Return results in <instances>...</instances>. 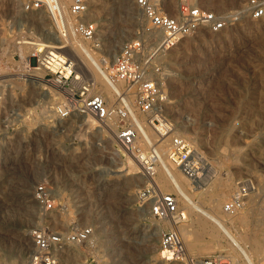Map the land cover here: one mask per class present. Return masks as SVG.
I'll list each match as a JSON object with an SVG mask.
<instances>
[{
	"label": "rangeland",
	"instance_id": "374dc122",
	"mask_svg": "<svg viewBox=\"0 0 264 264\" xmlns=\"http://www.w3.org/2000/svg\"><path fill=\"white\" fill-rule=\"evenodd\" d=\"M95 1L91 17L97 20L99 39L108 47L115 45L112 52L120 51L147 24L134 0L128 4ZM248 1L210 0V9L231 19L221 33L205 29L185 37L159 61L172 102L166 111L169 145L173 136L182 135L207 160L203 176L208 177V187L194 191L191 182V202L220 215L259 264L264 263V18L249 15ZM38 26L36 18L24 13L14 0H0V81L18 77L7 90L0 82V254L23 255L27 261L34 253L32 230L66 231L79 224L93 225L96 234L86 244L64 248L63 256L68 250L73 252L76 264H178L164 262L158 254L161 231L174 223L158 221L147 204L138 201L136 194L145 184L138 161L106 130L101 132L98 122L90 127L77 116L59 124L56 107L63 98L43 69H39L43 79L37 87L17 75L27 69L22 58L29 52L18 40L38 32ZM124 27L129 34H122ZM31 59L37 67L36 58ZM44 92L55 99L52 109ZM104 93L111 95L112 90ZM151 134L156 145L163 141ZM111 147L119 150V166L128 169L130 158L137 162L140 173L116 174L120 167L113 163ZM158 175L163 191H177L163 173ZM248 178L254 186L247 191L243 207L228 214L225 204ZM40 183H48L55 192L56 209L51 212L33 195ZM191 202L181 200L180 206H187L191 214L184 226L177 225L189 253L194 257L221 254L227 260L233 255L238 264H246L216 223L195 210ZM197 219L204 222V228ZM12 231L21 238H9ZM125 231L132 237L128 242L122 238ZM149 240H155L154 249L146 248ZM65 261L62 259L63 264H71Z\"/></svg>",
	"mask_w": 264,
	"mask_h": 264
},
{
	"label": "built area",
	"instance_id": "2783aa9c",
	"mask_svg": "<svg viewBox=\"0 0 264 264\" xmlns=\"http://www.w3.org/2000/svg\"><path fill=\"white\" fill-rule=\"evenodd\" d=\"M91 0H17L16 6L36 18L39 31L26 33L28 56L36 58L62 100L56 107L58 118L77 116L94 118L103 129L140 164L145 184L136 197L146 203L151 215L176 226L186 220L177 191H163L157 181L158 149L155 143L142 139L138 120L144 119L156 135H170L166 109L171 96L165 84V69L159 58L177 47L183 38L201 30L219 33L231 20L210 9V0H134L146 26L127 41L120 51L112 52L102 45L98 24L89 17ZM246 10L253 19L264 18V0H249ZM154 34L160 35L156 37ZM91 52L96 58L91 59ZM94 55V54H93ZM87 69H97L99 78ZM112 94H103V80ZM157 130V131H156ZM182 135L172 137L169 159L194 185H200L203 163L207 160ZM250 185H242L224 206L228 214L243 207ZM36 201L46 210L55 207V192L48 183L33 191ZM93 225L73 224L66 231L36 228L31 231L34 253L25 264H63L59 256L68 244L82 245L94 237ZM158 254L167 263L231 264L221 254L192 256L181 232L171 226L160 233ZM1 264V263H0ZM264 264V263H259Z\"/></svg>",
	"mask_w": 264,
	"mask_h": 264
},
{
	"label": "bare ground",
	"instance_id": "6f19581e",
	"mask_svg": "<svg viewBox=\"0 0 264 264\" xmlns=\"http://www.w3.org/2000/svg\"><path fill=\"white\" fill-rule=\"evenodd\" d=\"M15 1V3H17V0H14ZM95 1V0H94ZM94 1L93 0H91L90 1V11H89V17L90 18H92L91 16H93L92 15V13H94L95 12V10L93 9V8H91V7H93L92 6V4H95L94 3ZM98 0H96L95 2H97ZM117 1V0H116ZM122 1H124L125 2V4L127 3H132L131 2V0H122ZM121 1V2H122ZM214 1V0H213ZM120 2V1H119ZM211 4V3H210ZM212 5V4H211ZM213 5H214V3H213ZM98 8V7H97ZM215 8V7H214ZM92 9L94 10L93 12H92ZM216 11V10H215ZM217 12V11H216ZM97 14V13H96ZM94 17V16H93ZM234 18V17H233ZM242 18V17H241ZM92 20H94V22H97V20H95L94 18H92ZM100 23V22H99ZM104 23V22H103ZM102 24V23H101ZM233 25V24H232ZM34 26V25H33ZM121 31H123V35H127V34H129V28L128 27H124V30H123V28H121ZM99 32V31H98ZM97 32V33H98ZM221 33V32H220ZM219 34V33H218ZM156 37H159L160 35H158V34H154ZM193 36V35H192ZM20 43H22V44H25L26 46H28L26 43H24V41H21ZM105 43H106V41L104 42H102V45H105ZM23 48H24V46H23ZM110 50L112 51V50H115V45H110ZM25 54V53H24ZM94 54V55H93ZM93 54H92V52H91V59L93 60V59H95L96 58V53H94L93 52ZM32 57H29L28 55H26V56H24V59L22 58V60L25 62V64L24 65H26L27 67V69H25V71L23 70L22 72H20V73H17V75L18 76H24V77H26V80H28L29 81V83H30V85L32 86V87H37V86H39L40 85V83H42L41 81V79H43V77L41 76V74H39L40 73V71H39V67H33V65H32V59H31ZM261 65V64H260ZM262 66V65H261ZM263 67V66H262ZM259 68H261V67H259ZM95 74H96V76L98 75V78H99V71L97 70V69H91ZM174 73V72H173ZM170 75V74H169ZM7 77V76H6ZM18 77H10V78H5V79H3V80H1L0 82L2 83V86H7V88H6V90L8 89V87H9V85H12L13 83H14V80L15 79H17ZM102 80H103V82H102V84H103V94L107 97V96H110V95H108V94H106V93H104V92H110L111 90H112V88H111V86L105 81V79L104 78H101ZM47 87V86H46ZM51 87V86H50ZM47 89H48V87H47ZM53 89V88H52ZM9 91V90H8ZM8 91H7V94H8ZM39 91V90H38ZM0 93H2V92H0ZM6 94V93H5ZM54 94H55V90H54ZM10 95V94H9ZM43 96L47 99V101H46V104L48 105V107L49 108H51V107H53V105H55L56 103H55V99H53V100H51V97H50V99H49V95H48V93L47 92H44L43 93ZM60 96H62V95H60ZM33 97V96H32ZM1 98H3L2 96H1ZM0 98V99H1ZM58 100V99H57ZM4 102V101H3ZM2 102V103H3ZM176 104V103H175ZM264 105V104H263ZM262 106V105H261ZM262 108H264V106H262L261 107V109ZM52 109V108H51ZM170 109V108H169ZM168 110V108L166 109V111ZM264 110V109H263ZM169 111V110H168ZM81 120V119H80ZM57 121H58V123L59 124H63L64 122H65V120H63V119H60V118H57ZM82 121H84L86 124H88L90 127H92V126H95L96 125V123L98 122L96 119H94V118H91V117H87V116H83L82 117ZM99 124V123H98ZM138 124H139V126H140V129H141V133H142V139L144 140V141H146V142H150V143H153L152 142V138H154L152 135L153 134H151L152 132L154 133V135H156L155 134V130H154V128L153 127H151V125L149 124V122H147V121H145L144 119H141V120H138ZM29 125V124H28ZM88 126V127H89ZM99 126V125H98ZM89 127V128H90ZM97 128V127H96ZM150 128L153 130H150ZM94 129V128H93ZM150 131H152V132H150ZM157 131V130H156ZM110 136V135H109ZM108 136V137H109ZM111 137V136H110ZM8 138L10 139L11 138V136H8ZM163 138V141L159 144V145H157V149H158V162H159V165H158V168H157V172H158V174H160V173H163L164 175H165V180H169V181H171L172 182V184L174 185V187H175V189L177 190V192H178V194L180 195V197H181V199H183L184 201H192V196H193V192L191 193V191H190V189H189V187L188 186H191V181H190V179L183 173V171L180 169V168H178L177 166H175L172 162H171V160H169V154H168V152H169V148H170V145H169V141H168V139L170 138V135H168V136H166V137H162ZM108 141V140H107ZM110 141V140H109ZM112 142V141H111ZM156 144V143H155ZM247 145V144H246ZM252 146V145H251ZM191 147H192V145H191ZM85 148V147H84ZM112 148V154H113V156H112V159H113V163L117 166H119L120 164H118V162H116V159L119 157V150H117V148H115V147H111ZM261 151V150H260ZM165 152L167 153V155H168V157L165 155ZM245 153V152H244ZM128 158V157H127ZM128 164H129V166H128V169L126 168H123L122 167V165L121 166H119L120 168H118L117 170L115 169V173L116 174H118V175H127V174H135V175H137V174H139L140 173V170H139V167H138V164H137V162H135L133 159H128ZM209 170V169H208ZM159 171H161L160 173H159ZM113 174V173H112ZM157 174V178H158V175ZM114 176V175H113ZM140 176H141V174H140ZM159 179V178H158ZM168 182V181H167ZM170 182V183H171ZM105 183H107V185H110V182H104V184ZM207 183H208V177L206 176V179L204 178V179H202V182H201V184L200 185H195L194 186V184H193V190L194 191H203L204 190V185H206V187H208L207 186ZM209 183H210V181H209ZM119 184V183H118ZM245 184L247 185H250V187L251 188H253V182L251 181V179H247L246 180V182H245ZM209 185V184H208ZM104 186V185H103ZM111 186V185H110ZM109 186V187H110ZM105 187V186H104ZM104 187H101L100 189H103ZM114 188H116V187H114ZM111 189H112V187H111ZM205 189H207V188H205ZM103 191V190H102ZM223 192V191H222ZM224 193V192H223ZM222 193V194H223ZM13 198V197H12ZM14 199V198H13ZM12 199V200H13ZM11 200V201H12ZM15 200V199H14ZM215 201V200H214ZM213 201V202H214ZM23 202V201H22ZM191 204H193V206H194V208H195V210H197L198 212H200V213H202V214H204L206 217H208L210 220H212L214 223H216V225L218 226V228L222 231V233H223V235L226 237V238H228L229 240L228 241H230L231 242V244H232V246L237 250V252H238V255L240 254L241 256H243L244 258L243 259H245V262H246V264H255L254 263V261H253V259H252V255L250 254V252L246 249V245L245 246H243V242L242 241H240L239 239H238V237L235 235V233H233L232 232V230L229 228V226H227L226 225V223H225V221L223 220V218H221L220 217V215H218L216 212H213V211H211V210H209V209H207V208H205L204 206H203V204L201 205V204H198V202H195V203H192L191 202ZM214 205H216V204H213V206ZM214 208H212V210H213ZM185 214H186V220L188 219V215L189 214H191V212H190V210L188 209V207L186 206V209H185ZM81 215V214H80ZM87 215V214H86ZM79 216V215H78ZM85 216V215H84ZM82 217H83V215H82ZM72 219V218H71ZM87 219V218H86ZM89 219H87V221H88ZM194 220H196V219H194ZM198 221V223H199V225H201V227L202 228H204L203 227V224H202V222H201V220L200 219H197ZM200 220V221H199ZM193 222V221H192ZM196 222V223H197ZM247 222H248V219H247ZM190 223V222H189ZM197 223V224H198ZM204 223V222H203ZM246 222H244V224H245ZM182 224H183V222H182ZM192 224V223H191ZM243 224V223H242ZM187 225V224H186ZM180 226V225H179ZM183 226H184V224H183ZM204 226L206 227V225L204 224ZM174 227L175 228H178L175 224H174ZM200 227V226H199ZM207 228V227H206ZM194 229V228H193ZM195 230V232H196V228L194 229ZM200 231H201V229H200ZM204 231V230H203ZM198 232V231H197ZM214 232V231H213ZM236 232V231H235ZM131 233V232H130ZM209 232H207V234H208ZM215 233V232H214ZM214 233H212L213 234V236H214ZM11 234H13L12 236H9L8 234V236H9V238L11 237V238H14V239H20L21 237L20 236H18V234L16 233V232H14V231H12L11 232ZM96 234V231H95V233H94V235ZM134 234V233H133ZM189 234V233H188ZM210 234V233H209ZM211 234V235H212ZM216 234V233H215ZM190 235H191V233H190ZM210 235V236H211ZM212 236V237H213ZM240 236V235H239ZM215 237H217V236H215ZM7 238V237H6ZM122 238H123V240H126L127 242H128V240L130 239V238H132V237H130L129 235H128V232H124L123 234H122ZM150 238V237H149ZM23 239V238H22ZM93 239V238H92ZM96 239V238H95ZM112 239V238H111ZM185 239V238H184ZM94 240V239H93ZM120 240V239H119ZM122 240V241H123ZM245 240V239H244ZM103 241V240H102ZM23 242V241H22ZM242 242V243H241ZM102 243H105V242H102ZM130 243V242H129ZM145 243V242H144ZM190 243V242H189ZM126 244V243H125ZM153 244H155V240H149V241H147V243H146V248H149L151 245H153ZM192 244H195L194 242L192 243ZM191 243H190V246L192 245ZM105 245H106V243H105ZM109 245V244H108ZM69 246V245H68ZM102 246V245H101ZM155 246V245H154ZM256 246V245H255ZM123 247V246H122ZM152 247V246H151ZM150 247V248H151ZM68 248V247H67ZM145 248V247H144ZM153 249H154V247H152ZM151 248V249H152ZM201 248V247H200ZM206 248V247H205ZM216 248V247H215ZM257 249V248H256ZM68 250V249H67ZM71 250V249H70ZM144 250V249H143ZM146 250V249H145ZM205 250V249H204ZM259 250V249H258ZM147 251V250H146ZM150 251V250H149ZM65 252V250H62L61 251V253H60V258H62V259H65L66 261H67V263L68 262H71V264H73L74 262H75V260L77 259V258H75V254L73 253V252H71V251H69L68 250V254L67 255H65V257L63 256V253ZM261 252V251H260ZM66 253V252H65ZM73 253V254H72ZM121 253V252H120ZM229 255V254H228ZM237 255V254H236ZM152 256V255H151ZM229 257V256H228ZM29 258V257H28ZM27 258V259H28ZM61 259V260H62ZM149 259V258H148ZM25 261H26V259L24 258V256L23 255H19V256H16V255H12V254H7V253H1L0 254V263L1 264H24L25 263ZM65 261V262H66ZM228 261L231 263V264H238V262H237V260L234 258V256L233 255H231L230 257H229V259H228ZM77 262V261H76ZM74 264H76V263H74ZM85 264H90V263H85Z\"/></svg>",
	"mask_w": 264,
	"mask_h": 264
}]
</instances>
